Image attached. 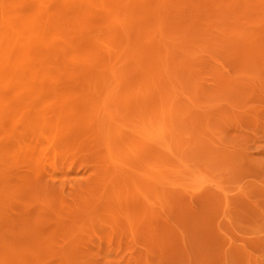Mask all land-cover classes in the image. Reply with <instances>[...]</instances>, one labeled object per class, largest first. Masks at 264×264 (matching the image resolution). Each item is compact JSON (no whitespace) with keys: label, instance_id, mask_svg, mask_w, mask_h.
Listing matches in <instances>:
<instances>
[{"label":"rangeland","instance_id":"obj_1","mask_svg":"<svg viewBox=\"0 0 264 264\" xmlns=\"http://www.w3.org/2000/svg\"><path fill=\"white\" fill-rule=\"evenodd\" d=\"M21 1L0 264H264V0Z\"/></svg>","mask_w":264,"mask_h":264},{"label":"bare ground","instance_id":"obj_2","mask_svg":"<svg viewBox=\"0 0 264 264\" xmlns=\"http://www.w3.org/2000/svg\"><path fill=\"white\" fill-rule=\"evenodd\" d=\"M20 1H21V0H20ZM24 1H25V0H24ZM24 1H23V2H24ZM28 1H29V0H28ZM39 1H40V0H39ZM42 1H43V0H42ZM212 1H213V0H211V2H212ZM216 1H217V0H216ZM224 1H225V0H224ZM33 2H34V1H33ZM127 2H128V1H127ZM211 2H210V3H211ZM214 2H215V0H214ZM222 2H223V0H222ZM229 2H230V1H229ZM233 2L235 3V0H234V1L232 0V3H233ZM236 2H240V3H241L240 0H236ZM21 3H22V1L20 2V5L23 4V3H22V4H21ZM29 3H31V2H29ZM29 3H28V5H29ZM217 3H218V2H216V4H217ZM219 3H220V2H219ZM3 4H4V3H3ZM5 4H6V3H5ZM39 4H40V3L38 2V7L40 6ZM41 4H42V3H41ZM211 4H212V3H211ZM211 4H210V5H211ZM213 4H214V3H213ZM213 4H212V7L214 8ZM221 4H222V3H220V5H221ZM243 4H244V3H243ZM243 4H241L242 7H243ZM250 4H253V3L251 2ZM220 5H218V6L220 7ZM225 5H226V3H225ZM225 5H223V4L221 5V6H222V9H223V6H225ZM253 5H254V4H253ZM256 5H257V4H256ZM256 5H255V6H256ZM260 5H262V4H260ZM22 6L24 7V4H23ZM25 6H26V4H25ZM41 6L44 7L43 4H42ZM255 6L252 7V8H255ZM2 7H3V6H2ZM23 7H21V8L23 9ZM27 7H28V6H27ZM42 7H39V8H42ZM129 7H130V6H129ZM219 7H218V8H219ZM225 7H226V9H227V7H228V9H230L229 6H227V5H226ZM239 7H240V6H238V8H239ZM247 7H248V5H247ZM256 7H257V6H256ZM3 8H4V7H3ZM72 8H73V7H72ZM28 9H29V8H28ZM35 9H36V8H35ZM219 9H220V8H219ZM224 9H225V8H224ZM228 9H227V11H228ZM232 9H233V8H232ZM232 9H230V10H232ZM239 9L242 11L241 7H240ZM244 9L246 10L245 7H244ZM248 9H249V7H248ZM24 10H26V9L24 8ZM78 10H79V9H78ZM215 10H216V9H215ZM234 10L237 11L238 9L235 7ZM254 10H255V9H254ZM222 11H223V10H222ZM249 11H250V9H249ZM262 11H264V8H262ZM80 12H81V10H80ZM217 12H218V11H217ZM224 12H225V11H224ZM229 12H230V11H229ZM229 12H227V13H229ZM231 12H232V11H231ZM244 12H245V11H244ZM250 12H251V11H250ZM256 12L258 13V11H256ZM235 13H238V12H235ZM246 13H247V11H246ZM254 13H255V12H254ZM254 13H252V15H254ZM257 13H256V15H257ZM36 14H37V13H36ZM73 14H75V13H73ZM73 14H72V15H73ZM78 14H79V13H78ZM161 14H162V13H161ZM223 14H224V13H222V15H223ZM232 14H234V13H232ZM240 14H242V13H238L239 16H240ZM247 14H248V13H247ZM258 14H259V13H258ZM3 15H4V13H3ZM7 15H8V14H7ZM83 15H84V14H83ZM225 15H227V14H225ZM235 15H236V14H234V16H235ZM242 15H243V14H242ZM252 15H251V16H252ZM256 15H254V16H256ZM261 15H262V14H261ZM5 16H6V15H5ZM5 16H4V17H5ZM88 16H89V15H88ZM218 16H219V15H218ZM220 16H221V15H220ZM220 16H219V17H220ZM234 16H233V17H234ZM236 16H237V15H236ZM239 16H238V17H239ZM247 16H248V15H247ZM6 17H7V16H6ZM8 18H9V17H8ZM70 18H71V17H70ZM89 18H90V17H89ZM229 18H230V16L228 17V19H229ZM242 18H243V16H242ZM246 19H247V17H246ZM6 20H7V18H6ZM233 20H234V19H233ZM236 20L238 21V18H237ZM2 21H3V23H5V19H2ZM10 21H11V20H9V23H10ZM27 21H28V20H27ZM29 21L31 22V20H29ZM29 21H28V22H29ZM77 21H78V20H77ZM219 21H220V20H219ZM228 21H229V20H228ZM228 21H226V22H228ZM239 21H242V19L239 20ZM30 22H29V23H30ZM214 22H215V21H214ZM232 22H233V21H232ZM234 22H236V21H234ZM7 23H8V22H7ZM72 23H73V22H72ZM77 23H79V22H77ZM195 23H196V22H195ZM30 24H31V26H32V25H33V21H32V23H30ZM51 24H52V23H51ZM59 24H60V23H59ZM62 24H63V22H62ZM189 24H190V23H189ZM230 24H231V23H230ZM3 25H4V24H3ZM9 25H10V24H8V26H9ZM83 25H84V24H83ZM83 25H82V26H83ZM57 26H58V24H57ZM227 26H228V30H229V32H230V29H231L232 27H231V25H230V29H229V25H227ZM227 26H225L226 29H227ZM239 26H240V24H239ZM58 27H59V29L62 28V29H60V31L63 30V29L65 28L64 26H62V27L58 26ZM58 27H57V28H58ZM234 27H235V26H234ZM234 27H233V28H234ZM236 27H237V26H236ZM3 28H4V27H3ZM3 28H2V29H3ZM5 28H6V27H5ZM7 28L10 30L9 27H7ZM233 28H232V29H233ZM237 28H238V27H237ZM32 29H33V28H32ZM59 29H58V31H59ZM238 29H239V28H238ZM238 29H237V30H238ZM240 30H241V29H240ZM66 31H67V30H66ZM234 31H235V30H234ZM61 32H62V31H61ZM226 32H227V31L225 30V33H226ZM229 32H228V34H229ZM232 32H233V30H232ZM57 33H58V32H57ZM67 33L69 34V32H67ZM233 33H234V32H233ZM233 33H232V34H233ZM223 34H224V33H223ZM237 34H239V33H234V35H236V36H237ZM56 35H57V34H56ZM72 35H73V34H72ZM226 36H227V34H226ZM232 36H233V35H232ZM236 36H235V39H236ZM229 37H230V36H229ZM239 37H240V36H239ZM239 37H238V38H239ZM3 38H4V37H3ZM226 38H227V37H225V39H226ZM230 38H231V37H230ZM241 38H242V37H241ZM6 39H7V38H6ZM170 39H171V38H170ZM225 39H224V40H225ZM243 39H244V38H243ZM248 39H249V38H248ZM14 40H15V39L13 38V39L10 40V41L14 42ZM239 40H242V39H239ZM246 40H247V39H246ZM258 40H259V39H258ZM258 40H256V41H258ZM260 40L262 41V39H260ZM233 41H234V40H233ZM235 41H236V40H235ZM242 41H243V40H242ZM242 41H241V44H244V45H245L246 42H245V43H244V42L242 43ZM250 41H251V40H250ZM254 41H255V40H254ZM258 42H259V41H258ZM10 43H11V42H10ZM15 43H17L16 40H15ZM232 43H233V42H232ZM248 43H249V42H248ZM252 43H253V41H252ZM261 43H262V42H261ZM233 44H234V43H233ZM259 44H260V43H259ZM26 45H27V48H26V49L23 48L24 51L27 50V49L29 48V46H28L29 44L26 43ZM228 45H229V44H228ZM236 45H237V44H235V46H236ZM252 45H254V44H251V46H252ZM261 45H262V44H261ZM13 46H14V45H13ZM223 46H224V45H223ZM232 46H233V45H232ZM235 46H234V47H235ZM255 46H257V42H256V45H255ZM25 47H26V46H25ZM236 47H237V46H236ZM238 47H239V45H238ZM253 47H254V46H253ZM257 47L264 49V46H262V47H261V46H257ZM6 48H7V47H6ZM229 48H230V47H229ZM242 48H244V47H242ZM251 48H252V47H251ZM57 49H58V47H57ZM148 49H149V48H148ZM224 49H225V48H224ZM246 49H247V48H246ZM253 49L256 50L257 48L255 47V48H253ZM12 50H13V49H12ZM55 50H56V49H55ZM158 50H159V49H158ZM255 50H254V52L252 51V53H256ZM257 50H259L260 52H262V50H260V49H257ZM257 50H256V51H257ZM24 51H23V54H24ZM56 51H57V50H56ZM229 51H230V50H229ZM231 51H232V50H231ZM235 51H237V50H235ZM259 51H258V52H259ZM6 52H7V51H6ZM247 52H248V51H247ZM258 52H257V53H258ZM25 53H26V52H25ZM158 53H159V52H158ZM229 53H230V52H229ZM244 53H246V52L244 51ZM244 53H243V54H244ZM248 53H249V52H248ZM143 54H144V53H143ZM243 54H242V55H243ZM249 54H250V53H249ZM259 54H260V53H259ZM2 55H3V54H2ZM2 55H1V56H2ZM261 55H262V54H261ZM56 57H57V56H56ZM246 57H247V56H246ZM255 57H256V56H255ZM107 58H108V57H107ZM229 58H230V57H229ZM231 58H232V57H231ZM250 58H252V57L250 56ZM253 58H254V56H253ZM253 58H252V59H253ZM141 59H142V58H141ZM234 59H236V58H234ZM109 60H110V59H109ZM112 60H114V59H112ZM243 60H244V59H243ZM5 61H6V60H5ZM10 61H11V63H13V62H12V59H8V62H9V63H10ZM24 61H25V60H24ZM27 61H28V60H27ZM27 61H25V62L27 63ZM233 61H234V60H233ZM238 61H239V60H238ZM247 61H250V59H249V60L247 59ZM247 61H246V63H247ZM11 63H10V64H11ZM14 63H16V62H14ZM14 63L11 64L10 67H11V66H14V65H15ZM238 63H240V62H238ZM0 64H1V60H0ZM23 64H25V63H23ZM237 65H238V64H235V66H237ZM243 66H244V65H243ZM240 67H241V66H240ZM71 69H72V68H71ZM233 69H234V68H233ZM238 69H239V68H238ZM24 72H25V70H24ZM114 75H116V74H114ZM228 82H229V81H228ZM45 84H46V83H45ZM29 108H30V106H29ZM103 109H104V108H103ZM105 109H106V108H105ZM47 113H48V112H47ZM48 123H49V122H48ZM57 123H58V122H57ZM0 128H1V127H0ZM39 134H40V133H39ZM44 140H45V139H44Z\"/></svg>","mask_w":264,"mask_h":264}]
</instances>
